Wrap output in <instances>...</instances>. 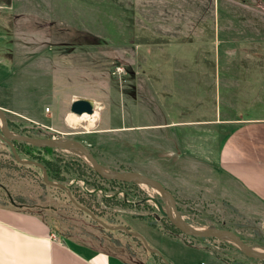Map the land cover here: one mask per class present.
<instances>
[{
    "label": "rangeland",
    "instance_id": "obj_1",
    "mask_svg": "<svg viewBox=\"0 0 264 264\" xmlns=\"http://www.w3.org/2000/svg\"><path fill=\"white\" fill-rule=\"evenodd\" d=\"M78 98L100 108L89 131L65 122ZM0 108L12 133L81 143L108 172L160 182L189 225L230 230L264 251V206L234 205L216 170L234 127L219 120L264 117V0H0ZM14 147L22 160L70 166L64 182L48 179L147 248L99 228L0 140V202L40 213L57 237L133 264H264L224 239L180 233L155 190L103 180L78 152Z\"/></svg>",
    "mask_w": 264,
    "mask_h": 264
},
{
    "label": "crops",
    "instance_id": "obj_2",
    "mask_svg": "<svg viewBox=\"0 0 264 264\" xmlns=\"http://www.w3.org/2000/svg\"><path fill=\"white\" fill-rule=\"evenodd\" d=\"M198 121L204 126L213 122ZM219 124L234 125L219 141L216 156L217 174L230 183L233 204L264 206V117L223 118ZM0 264L133 263L108 247L57 237L40 213L0 202Z\"/></svg>",
    "mask_w": 264,
    "mask_h": 264
},
{
    "label": "water",
    "instance_id": "obj_3",
    "mask_svg": "<svg viewBox=\"0 0 264 264\" xmlns=\"http://www.w3.org/2000/svg\"><path fill=\"white\" fill-rule=\"evenodd\" d=\"M70 112L76 115H82L86 113L91 115L93 113V104L88 99H74L70 104ZM0 140L7 144L10 148L11 155L13 156L15 162L21 165H32L36 166L41 170L42 180L45 184L64 190L67 193L68 199L70 202L79 210L89 214L94 221H96L99 225L103 226L105 229L110 231H118L121 230L130 236L138 237L141 239L143 246L147 248V244L144 239L137 233L130 232L125 226H109L105 224L103 221L98 220L94 214L88 210L86 207L78 204L71 196L70 190L64 184L50 181L48 179L46 169L40 163H37L32 160H22L18 157V154L15 150V147L12 142H23L25 144L37 147H49L53 149H61V150H70L78 152L81 157H83L86 163L91 167L94 173H96L101 179L106 181H119L125 183H136L140 185H145L151 187L155 190L162 199L167 204V212L161 210V212L166 215L172 225L176 228L180 233L191 237V238H201V239H228L236 248L247 258L254 260H264V251L256 250L246 243L242 241L240 236L230 230L226 229H218V228H196L188 223H186L181 216L178 208L176 206V201L173 195L157 180L142 175L138 172H108L101 167L98 161L94 158L93 154L81 143L74 141H66L56 138H33L25 135L14 134L8 128V121L5 114V111L0 108ZM10 203L13 204L12 199L8 197ZM262 230L264 232V221L262 223ZM155 253V251H151Z\"/></svg>",
    "mask_w": 264,
    "mask_h": 264
},
{
    "label": "trees",
    "instance_id": "obj_4",
    "mask_svg": "<svg viewBox=\"0 0 264 264\" xmlns=\"http://www.w3.org/2000/svg\"><path fill=\"white\" fill-rule=\"evenodd\" d=\"M13 143V145H14V143L16 144L17 142H12ZM5 144V143H4ZM7 145V144H6ZM43 150H44V153H46V154H51L54 150L52 149V148H49V147H43L42 148ZM32 161H35V162H37V163H40L41 165H43L44 167H45V169H46V172H47V176H48V178L49 179H51V180H56V181H58V182H64V175H65V173H67L66 171H71L72 172V170H71V168H70V166L68 167L67 165H65L64 166V169L62 170L61 168H60V166L56 163V162H54V161H52V160H43V159H40V158H38V157H35ZM29 166H32V165H29ZM33 167H35V168H37L38 169V167H36V166H33ZM74 171H76V169L74 170ZM61 190V189H60ZM71 195H72V198L78 203V204H80V205H82V206H84V207H86V208H88L90 211H91V209H90V207H87V206H85L84 204V202H83V199L82 198H80L79 196H75V195H73L72 193H71ZM68 197V196H67ZM69 200V199H68ZM69 202H70V200H69ZM71 203V202H70ZM72 204V203H71ZM75 207V206H74ZM78 210V209H77ZM93 212V211H92ZM101 220H103L104 222H106L103 218H101V216L99 215V214H96ZM92 221V220H91ZM93 222V221H92ZM93 223H95V222H93ZM110 223V222H109ZM106 224H107V222H106ZM96 225V224H95ZM99 228H101L102 230H104L105 231V229L103 228V227H101V226H99V225H97ZM126 234V233H125ZM127 235V234H126ZM128 237H131V236H129L128 235ZM131 238H133V239H135V240H137V241H139V242H141V240L139 239V238H136V237H131Z\"/></svg>",
    "mask_w": 264,
    "mask_h": 264
},
{
    "label": "bare ground",
    "instance_id": "obj_5",
    "mask_svg": "<svg viewBox=\"0 0 264 264\" xmlns=\"http://www.w3.org/2000/svg\"><path fill=\"white\" fill-rule=\"evenodd\" d=\"M95 103L96 102H92L94 110H93V113L91 115H88L86 113H83L82 115H76L73 113H69V115L67 116V118L65 120L66 124L73 129H77L78 127L83 126L82 123L85 122V123H87V125L84 128L86 131H89L90 128L94 126L95 122L98 120V118L100 116L98 113V110H100V108L97 107V105ZM224 240L230 242L228 239H224Z\"/></svg>",
    "mask_w": 264,
    "mask_h": 264
},
{
    "label": "flooded vegetation",
    "instance_id": "obj_6",
    "mask_svg": "<svg viewBox=\"0 0 264 264\" xmlns=\"http://www.w3.org/2000/svg\"><path fill=\"white\" fill-rule=\"evenodd\" d=\"M39 169V168H38ZM40 170V169H39ZM47 173V172H46ZM67 194V193H66ZM101 195H102V193H101ZM72 196V195H71ZM103 197H105L106 199L105 200H108V195H102ZM88 209V208H87ZM79 210V209H78ZM89 210V209H88ZM81 211V210H80ZM81 212H83V211H81ZM92 212V211H91ZM83 213H85V212H83ZM93 214H94V216L98 219V220H101L94 212H92ZM85 214H87V213H85ZM88 216H89V218L93 221V222H95V224L96 225H99L96 221H94L93 219H92V217L89 215V214H87ZM101 221H103V220H101ZM104 222V221H103ZM105 224H106V222H104ZM108 225V224H107ZM99 226H101V225H99ZM101 227H103V226H101ZM104 228V227H103ZM105 229V228H104ZM105 230H107V229H105ZM127 234V233H126ZM127 235H129V234H127ZM130 236V235H129ZM131 237H133V236H131Z\"/></svg>",
    "mask_w": 264,
    "mask_h": 264
},
{
    "label": "built area",
    "instance_id": "obj_7",
    "mask_svg": "<svg viewBox=\"0 0 264 264\" xmlns=\"http://www.w3.org/2000/svg\"><path fill=\"white\" fill-rule=\"evenodd\" d=\"M199 264H204V263H199Z\"/></svg>",
    "mask_w": 264,
    "mask_h": 264
}]
</instances>
